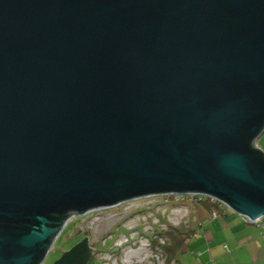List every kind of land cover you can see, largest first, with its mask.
<instances>
[{
	"label": "water",
	"instance_id": "95a60500",
	"mask_svg": "<svg viewBox=\"0 0 264 264\" xmlns=\"http://www.w3.org/2000/svg\"><path fill=\"white\" fill-rule=\"evenodd\" d=\"M263 132L264 0H0V264H44L48 213L192 194L264 218Z\"/></svg>",
	"mask_w": 264,
	"mask_h": 264
},
{
	"label": "rangeland",
	"instance_id": "374dc122",
	"mask_svg": "<svg viewBox=\"0 0 264 264\" xmlns=\"http://www.w3.org/2000/svg\"><path fill=\"white\" fill-rule=\"evenodd\" d=\"M257 144L264 153V132ZM167 198L168 196L161 195L153 199L132 200L73 218L55 239L44 264H53L64 252L86 236L89 237L94 250L93 257L88 264H103L105 259L110 264H120L126 258L139 261V264H150L151 253L146 247L151 242L146 235L149 233L146 229L151 226V222L155 221L178 222V219L168 220V216L163 215L161 211V209L168 208L165 207L169 203ZM192 208L201 218L207 213V208L202 204H194ZM168 212L170 209H167V214ZM184 212L183 210L182 213ZM188 215L192 219L190 211Z\"/></svg>",
	"mask_w": 264,
	"mask_h": 264
},
{
	"label": "crops",
	"instance_id": "0c3cea01",
	"mask_svg": "<svg viewBox=\"0 0 264 264\" xmlns=\"http://www.w3.org/2000/svg\"><path fill=\"white\" fill-rule=\"evenodd\" d=\"M197 213L194 210V222L180 227L182 235L187 234L170 264H264V218L262 226L230 211L216 218Z\"/></svg>",
	"mask_w": 264,
	"mask_h": 264
},
{
	"label": "trees",
	"instance_id": "16d2710c",
	"mask_svg": "<svg viewBox=\"0 0 264 264\" xmlns=\"http://www.w3.org/2000/svg\"><path fill=\"white\" fill-rule=\"evenodd\" d=\"M175 199H176L175 196H169L167 198V200H169V202L172 205H175ZM183 204L187 207L188 211H190L192 213V215H191L192 219H190V215H189L188 219H187L188 221L186 223H181L178 227L171 225V224L164 221L163 224H165L166 229H163L161 226L160 227L159 226H153V232L146 234L147 237L150 239L152 249L155 251L160 250L162 252L163 256L165 257V264H170L172 262L173 253L179 247L181 240L182 241L184 240L183 236L187 234V233L186 234L183 233V235H182L181 230H180V226L183 225L181 227H185V226H188L192 222L195 221V217L193 214L194 209L192 208V206L194 204L204 205L207 208V212H209L213 217H214V214H216L217 217L220 215L225 216V215H227V213L229 211L232 213H235L231 210L225 211L224 208H222L218 202H212L209 199L201 198V197L185 196ZM235 214H237V213H235ZM72 215H73V213H71L68 216L66 214V212L48 213V216L50 218H52L53 220H55L54 227L59 228V229H61V227L66 222V220H68V221L70 220ZM77 216L80 217V215H76L75 217H77ZM12 225L17 226L16 224H12ZM55 239H56V236H52L50 239H48L47 244L52 245L54 243ZM161 241H163L164 243L162 244Z\"/></svg>",
	"mask_w": 264,
	"mask_h": 264
},
{
	"label": "built area",
	"instance_id": "2783aa9c",
	"mask_svg": "<svg viewBox=\"0 0 264 264\" xmlns=\"http://www.w3.org/2000/svg\"><path fill=\"white\" fill-rule=\"evenodd\" d=\"M256 146L258 147V144H256ZM158 196H161V195L147 196V197H143V198H151V199H153V197H158ZM164 196H168V197L169 196H175L176 197V199H175V205H172L169 202L165 206V207H168L167 209H170V212H168V214H167V209H161V211L163 212V215H167L168 216V220L178 219V222H176V223L170 222V221L167 222V223L172 224V225H175V226L180 225L181 223H186L188 221L187 219H188V216H189L188 215L189 214V211H188L187 207L183 204L184 203V197L185 196H190V197H194L195 196V197L206 198V199L211 200L212 202H218L220 204V206L222 208H224L225 211L226 210L233 211L224 202H222V201H220V200H218V199H216V198H214L212 196H208V195H192V194H190V195H174V194H170V195H164ZM140 199H142V198H140ZM136 200H139V199H136ZM133 201H135V200H133ZM125 203H128V202H125ZM161 206H163V205H161ZM183 210L185 211L184 213H182ZM152 215L154 217V214H152ZM75 216L76 215L72 216L70 218V220L72 218H74ZM240 216H241V218L246 223L258 224V225H262L263 226L262 219L250 220L248 217H245V216H242V215H240ZM216 217H217V215L214 214V218H216ZM150 224H151V226H149V228L146 229V232H149V233L150 232H153V226H159V227L161 226L163 229H166L165 224H163V223H161L159 221H155L153 223L151 222ZM263 237H264V234H263ZM161 243L163 244L164 242L161 241ZM146 249L151 253V256H150V264H165V257L163 256V254H162V252L160 250H158V251L153 250L152 247H151V243H149L147 245ZM104 261L105 262L103 264H110V262L109 261H106V259ZM124 262L123 263H120V264H139V261H131V260H128L127 258L124 260Z\"/></svg>",
	"mask_w": 264,
	"mask_h": 264
},
{
	"label": "flooded vegetation",
	"instance_id": "af4514ba",
	"mask_svg": "<svg viewBox=\"0 0 264 264\" xmlns=\"http://www.w3.org/2000/svg\"><path fill=\"white\" fill-rule=\"evenodd\" d=\"M82 239H83V238H82ZM82 239H81V240H82Z\"/></svg>",
	"mask_w": 264,
	"mask_h": 264
}]
</instances>
